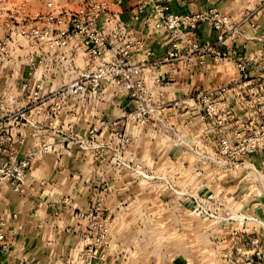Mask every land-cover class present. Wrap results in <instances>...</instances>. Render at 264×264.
I'll return each mask as SVG.
<instances>
[{
	"label": "rangeland",
	"instance_id": "1",
	"mask_svg": "<svg viewBox=\"0 0 264 264\" xmlns=\"http://www.w3.org/2000/svg\"><path fill=\"white\" fill-rule=\"evenodd\" d=\"M74 2L4 0L0 34L15 35L29 46L42 44L22 34L43 28L51 12L78 10L82 1L75 7ZM235 5L223 14L215 7L202 12L208 20L197 25V49L218 52L198 44L203 23L229 34L253 33L262 38L255 42L264 45V0H237ZM4 37L0 59L8 60ZM245 46L241 42L239 47ZM206 55L225 62V82L189 94L188 102L169 99L164 84L170 76L156 88L143 78L132 88H106V102H88L92 86L84 92L65 88L66 96L81 100L65 103L70 111L64 117L65 144L80 146L76 155L96 163L73 166L67 159L57 168L58 181L65 183L50 189L91 193L88 226L70 264H248L254 242L264 255V69L250 78L239 60L231 61L239 59L231 45L218 55L197 52L201 59ZM72 107L86 116L72 118ZM13 109L0 102V113ZM10 129L0 132L1 138H10L9 145ZM0 183L18 193L12 182Z\"/></svg>",
	"mask_w": 264,
	"mask_h": 264
},
{
	"label": "crops",
	"instance_id": "2",
	"mask_svg": "<svg viewBox=\"0 0 264 264\" xmlns=\"http://www.w3.org/2000/svg\"><path fill=\"white\" fill-rule=\"evenodd\" d=\"M81 1L75 0L72 5L78 6ZM105 1L113 18L108 22L104 21V16H100L96 26L103 29L105 35L117 33V28L125 32L124 41L134 45L128 60L132 64L142 65L145 85L161 87L158 80L170 76L164 84L171 92L169 99L188 102L192 98L188 96L197 90H214L224 84L225 62L207 55L202 59L198 57V51L187 42L191 40L190 36L179 38L177 53L180 58L168 60V51L172 46L169 33L152 30L145 23L151 0H122L120 3H116V0ZM236 1L172 0L171 10L174 14L182 15L202 13L215 7L223 14L226 7H235ZM140 4L143 10L139 13L137 8ZM135 15L137 17L133 18ZM244 35L246 33L229 34L224 30H216L209 23L201 24L197 30L199 45H211L218 52L225 51L230 45L236 48L239 59L235 57L231 61L235 63L239 60L251 74L249 77L256 78L264 69V45L255 42L262 38L253 33ZM83 37L82 34L70 37L62 48L48 44L29 46L16 41L15 35L12 38L4 37L8 60L0 59V102L15 109L0 113V132L4 128H11L13 140L10 148L15 160L38 150L42 143L47 144L49 149L32 158L24 178L23 193H15L6 184L0 183V235L4 241H0V264H70L80 245L82 232L88 226L91 193L84 195L81 191H50L65 183L58 181L62 175H59L57 168L64 167L67 159L71 162L68 164L73 166L96 164L76 155L79 154L80 146L65 144L64 117L70 113L65 103L81 101L75 94L66 96L65 88L73 87L82 71L92 70L100 62L114 60L118 49L123 47V39L113 40L101 58L91 59L87 47L83 45ZM241 42H247L248 47L242 50L239 47ZM89 86V81L84 84L85 88ZM38 87L39 98L34 100L31 93ZM100 87L99 94L89 96L88 102H106L109 99L106 88L119 86L109 80L102 82ZM15 110L17 112L13 114ZM70 110L72 118L83 115L75 107ZM87 115L100 116L97 112H88ZM103 133L101 131L100 135ZM75 181L81 182L78 178Z\"/></svg>",
	"mask_w": 264,
	"mask_h": 264
},
{
	"label": "built area",
	"instance_id": "3",
	"mask_svg": "<svg viewBox=\"0 0 264 264\" xmlns=\"http://www.w3.org/2000/svg\"><path fill=\"white\" fill-rule=\"evenodd\" d=\"M0 1V3L4 2V0ZM121 1L117 0L116 3ZM171 4L172 0H151V8L145 21L146 25L152 30H165L169 33L172 39V46L170 51H168V60L180 58L177 53L178 41L184 35L191 37V40L188 39L187 42H190L192 48L200 51L201 54L210 52L218 55L219 52L212 48L197 49V45L193 42L197 25L201 22H206L208 15L204 13L174 14L171 10ZM137 9L140 13L143 10L142 4ZM100 16H104V21L107 20L108 22L113 18V13L110 12L107 2L82 0V5L78 10L63 8L58 12H51L45 17L46 25L43 28L31 27L28 33L22 35L38 43L62 48L66 46V42L70 37L82 34L84 36L83 45L87 47V53L91 59L101 58L108 47L112 45L113 40L122 38L123 47L118 49L117 57L111 61L100 62L92 70L82 71L78 82L73 86V90L80 92L88 81L93 88V95L98 93L97 88L104 81L111 80L125 88L140 85L142 65L132 64L128 60L134 45L124 41L125 32L119 28L116 29L117 33L105 35L104 30L96 26V21ZM134 17H137V15ZM136 45H139V42H136ZM39 93L38 87L31 93V97L37 100ZM9 141L10 138L0 137V167L5 168L0 169V182H12L13 190L20 193L23 191L21 184L24 183L32 158L35 154L46 153L49 148L47 144H39L38 150L28 152L21 159L15 160ZM246 150L248 151V148ZM2 239L3 236L0 235V240ZM253 244L256 248L248 264H264V255L257 249V243L254 242Z\"/></svg>",
	"mask_w": 264,
	"mask_h": 264
}]
</instances>
